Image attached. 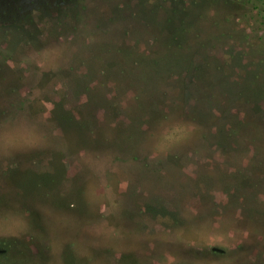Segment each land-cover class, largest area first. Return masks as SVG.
I'll return each instance as SVG.
<instances>
[{
  "label": "rangeland",
  "instance_id": "374dc122",
  "mask_svg": "<svg viewBox=\"0 0 264 264\" xmlns=\"http://www.w3.org/2000/svg\"><path fill=\"white\" fill-rule=\"evenodd\" d=\"M0 264H264V0H0Z\"/></svg>",
  "mask_w": 264,
  "mask_h": 264
},
{
  "label": "trees",
  "instance_id": "16d2710c",
  "mask_svg": "<svg viewBox=\"0 0 264 264\" xmlns=\"http://www.w3.org/2000/svg\"><path fill=\"white\" fill-rule=\"evenodd\" d=\"M42 1H45V0H42ZM72 257H73V256H72L71 253H68V254H67V260H69V261H70V260L73 261L74 258H73V260H72Z\"/></svg>",
  "mask_w": 264,
  "mask_h": 264
}]
</instances>
